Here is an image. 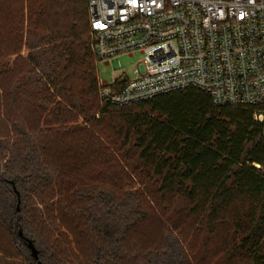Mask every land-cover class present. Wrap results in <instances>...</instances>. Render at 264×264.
<instances>
[{
    "label": "trees",
    "instance_id": "trees-1",
    "mask_svg": "<svg viewBox=\"0 0 264 264\" xmlns=\"http://www.w3.org/2000/svg\"><path fill=\"white\" fill-rule=\"evenodd\" d=\"M14 16L9 48L0 25V264H198L199 237L221 264H264L255 107L196 89L103 102L87 0H22Z\"/></svg>",
    "mask_w": 264,
    "mask_h": 264
},
{
    "label": "built area",
    "instance_id": "built-area-1",
    "mask_svg": "<svg viewBox=\"0 0 264 264\" xmlns=\"http://www.w3.org/2000/svg\"><path fill=\"white\" fill-rule=\"evenodd\" d=\"M92 53L118 76L98 96L127 106L196 89L264 123V0H87ZM142 54L129 79L119 57ZM258 167V166H257Z\"/></svg>",
    "mask_w": 264,
    "mask_h": 264
},
{
    "label": "rangeland",
    "instance_id": "rangeland-1",
    "mask_svg": "<svg viewBox=\"0 0 264 264\" xmlns=\"http://www.w3.org/2000/svg\"><path fill=\"white\" fill-rule=\"evenodd\" d=\"M9 1V0H7ZM22 0H12V2H9L7 5V16L4 21L0 23L1 27L7 28L9 32H7V36L4 37V43L6 44L7 48L11 47L15 43V34L12 32L14 28H16V21L14 20V15L19 12L20 10V3ZM28 54V50L26 48H22V51L20 53L22 58H25ZM93 54V53H92ZM142 54L139 52L134 53L132 56H121L119 57V61L121 63V71L126 72V76L129 79H133L135 77L134 75V68L136 67L137 63L141 61ZM23 64L21 62H18L16 72H19L22 68ZM119 72L114 70V67L112 64H105L102 62L96 63V81L98 82V77L105 82H110L113 76H118ZM11 74L7 75L10 76ZM99 114L95 116V118H98ZM76 125L85 126L83 122V118L81 117L79 119V123ZM142 193L144 192L143 189L140 190ZM185 207L184 203H178L175 206V211H180L182 208ZM171 222H174L178 218L176 217L175 213L173 212V215H168ZM149 224L145 227L143 237L141 240V243L145 241V239L148 237V234L150 233L153 226H158L159 223L152 219L148 222ZM185 224L184 222H182ZM142 231V230H141ZM140 231V232H141ZM232 232H229L231 234ZM139 235L136 237V240H138ZM83 241V239H81ZM83 243V242H82ZM193 246L195 248V254H196V261L198 264H221V261L218 260V257H213L211 255L212 251L211 249L206 250L205 247H203V239L202 237L197 238L193 242ZM212 247V244L209 246ZM214 247V246H213ZM234 264H245L243 261H240L239 259Z\"/></svg>",
    "mask_w": 264,
    "mask_h": 264
},
{
    "label": "water",
    "instance_id": "water-1",
    "mask_svg": "<svg viewBox=\"0 0 264 264\" xmlns=\"http://www.w3.org/2000/svg\"><path fill=\"white\" fill-rule=\"evenodd\" d=\"M16 195H17V197H18V199H19V194H18L17 191H16ZM18 205H19V202H18ZM18 210H19V206L17 207V211H18ZM18 236H19L20 238L23 239L25 245L27 246V248H28L29 251H30V255H31V257H32L34 260L37 261V260H38V251H37V249L35 248V246H34V244L32 243V241L29 240V239H27V238H25V237L23 236L21 230H19V232H18Z\"/></svg>",
    "mask_w": 264,
    "mask_h": 264
}]
</instances>
